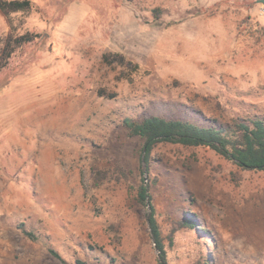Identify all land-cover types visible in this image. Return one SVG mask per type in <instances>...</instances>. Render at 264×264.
Wrapping results in <instances>:
<instances>
[{"label": "rangeland", "instance_id": "1", "mask_svg": "<svg viewBox=\"0 0 264 264\" xmlns=\"http://www.w3.org/2000/svg\"><path fill=\"white\" fill-rule=\"evenodd\" d=\"M31 1L0 14V60L10 32L39 36L0 69V264H158L143 185L168 264H264V172L162 144L144 174L123 123L264 118V5ZM189 212L206 233L174 232Z\"/></svg>", "mask_w": 264, "mask_h": 264}, {"label": "trees", "instance_id": "2", "mask_svg": "<svg viewBox=\"0 0 264 264\" xmlns=\"http://www.w3.org/2000/svg\"><path fill=\"white\" fill-rule=\"evenodd\" d=\"M34 9L31 0H0V14L5 18L10 28L12 27L11 15L15 13H26ZM39 36L26 34L14 36L9 33L3 48L0 60V69L5 67L17 47L30 43ZM132 65V64H129ZM137 70L138 66H134ZM124 126L129 131L131 137L139 138L143 141L141 151V165L143 173L150 169L151 156L154 150L162 144L179 145L186 148L205 147L216 152L221 157L232 162L237 167L246 171L264 172V118L254 117L248 120H236L230 127L199 126L190 121L180 119H166L159 116H146L140 121L125 119ZM117 170L124 173V169L118 166ZM104 172H99L95 177L96 187H98L105 177ZM139 200L146 205L148 200L151 205L149 186H142L139 192ZM185 220L174 224V232L189 229L206 233L198 227L196 216L188 213ZM151 237L157 250L158 264H168L167 252L164 240L160 231L154 207L146 215ZM25 234L33 238L32 234ZM54 253V252H52ZM57 256V254L54 253ZM205 261V258L203 259ZM209 264V262L204 263Z\"/></svg>", "mask_w": 264, "mask_h": 264}, {"label": "water", "instance_id": "3", "mask_svg": "<svg viewBox=\"0 0 264 264\" xmlns=\"http://www.w3.org/2000/svg\"><path fill=\"white\" fill-rule=\"evenodd\" d=\"M258 3L264 5V0H259ZM147 208H148L149 211L151 210V205H150L149 200H148V202H147ZM153 242H154V241H153ZM154 247H155V249L157 250V246H156L155 244H154ZM157 252H158V255H159L160 252H159L158 250H157Z\"/></svg>", "mask_w": 264, "mask_h": 264}]
</instances>
